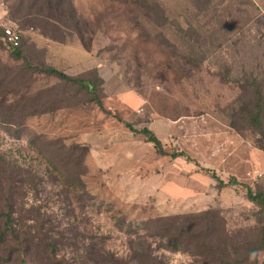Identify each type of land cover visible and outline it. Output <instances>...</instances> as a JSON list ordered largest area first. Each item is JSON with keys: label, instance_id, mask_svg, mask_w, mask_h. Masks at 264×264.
Returning a JSON list of instances; mask_svg holds the SVG:
<instances>
[{"label": "rangeland", "instance_id": "rangeland-1", "mask_svg": "<svg viewBox=\"0 0 264 264\" xmlns=\"http://www.w3.org/2000/svg\"><path fill=\"white\" fill-rule=\"evenodd\" d=\"M52 1L59 26L36 17L40 0H0V159L19 181L27 231L34 236L31 210L40 235L48 233L49 245L27 264H211L167 249L155 222L146 223L178 228L182 217L217 210L232 244L247 238L238 230L256 226L244 193L220 192L210 173L263 191L264 152L242 127L250 94L237 83L264 80V0H64L57 10ZM6 29L19 35L23 61L10 58ZM25 61L97 76L102 89L89 101L70 88L65 100L57 79ZM125 124L148 128L164 151L194 162L158 156ZM76 144L87 151L79 168L65 162ZM75 175L82 186L67 185Z\"/></svg>", "mask_w": 264, "mask_h": 264}, {"label": "trees", "instance_id": "trees-1", "mask_svg": "<svg viewBox=\"0 0 264 264\" xmlns=\"http://www.w3.org/2000/svg\"><path fill=\"white\" fill-rule=\"evenodd\" d=\"M62 1L64 0L57 1L55 10L60 8L59 6L63 3ZM35 5L36 2L30 4L27 8L28 11L22 18L24 20V24L27 22L31 25L34 20V17L32 16L34 13H31V11L35 10ZM54 5L55 2L52 0H40V7L36 10V17H40V19L42 21L44 20L46 23L52 21L57 23L55 16L49 14V10L53 9ZM145 6H147V9H150L148 5ZM153 10H155L157 14H161V21H166L162 9L158 5L155 4ZM70 11H72V9L69 7V12ZM64 15L66 16V10ZM17 20H14L13 18L10 20V23L20 27L21 21L15 22ZM55 25H58V23ZM14 33H16V31ZM2 41L5 46L8 47L9 53H7L11 59L18 62L23 61L20 38L18 46L13 47L7 43L3 31ZM24 64L32 71L35 70L46 77H53L57 79V81H59L58 84L63 86L61 97L65 95V100L68 98L71 99L70 96L67 98V96L71 93L70 88H73L76 91H83L89 96V101L97 92L100 91L96 90L97 85H100L98 88L102 89L101 87L103 82L97 76V78L94 76L95 82H93V80H84L77 76H68L52 67H39L35 69L30 67L26 61ZM237 87L242 89L244 92L249 91L250 94L249 102L244 104L247 108V112L245 113V116L242 117V127L258 135L259 139L256 142V147L264 152V80L261 81L257 77H254L250 81L246 80L244 82H238ZM65 100L61 98L59 101L63 102ZM96 105L100 110H103L99 101H96ZM125 127L134 135L143 137L146 143L151 144L158 156H167L171 160L184 159L188 163L194 162L186 153L182 151H174L170 153L164 151L160 141L148 128H141L137 130L128 124H125ZM86 152V148L80 147L76 144L75 146L70 147V150L66 152L67 155L65 162L73 164V167L75 168H79L82 166V161L86 156ZM79 153L80 156L78 157L77 154ZM48 163L53 169L59 170L57 165H53L51 164L52 162L50 163L49 161ZM9 169V164L0 159V264H13L15 262V256L23 257V259L20 260L21 264H27L25 257L28 255L31 256L38 250H40V252L44 251V246L49 245L48 242L45 241L48 237V233L45 232V234L40 235V231L43 229L42 221L39 220V214L34 216V213L31 210L29 212L30 215H33L34 230L31 229L30 231L34 234V236L27 231L25 227L26 224L24 223V220L26 219L22 214L23 208L18 202L19 200L16 196L19 189L17 187L19 181L16 177H13L14 173L9 172ZM210 178L215 182L216 188L220 192L224 190H233L235 193H237V191H242L246 200L256 207L257 212L255 213V220H253L256 226L253 228L248 227L244 230H238L239 233H243L247 236V238L243 241L240 242L238 240V242H234L235 244L229 242L231 237L226 233L227 230L225 229V220L220 216V213L217 210L216 213L213 210H207L205 212L198 213L197 215L182 217V222L178 228L171 225H162V223L167 220L161 218L149 220L146 224H151L153 229L152 223L155 222L156 225L154 229L156 228L158 230V235L162 240H166L165 247L173 252L186 251V253L195 254V256L208 259L207 261H209L210 258L211 264H264V259L261 263L258 261V256L260 254L264 255L263 185L256 183V185L263 191L254 193L252 188L240 183L233 176L229 177L226 182L222 181L214 173H210ZM75 181L78 185L82 186V181L78 178V175H75V178L72 181L67 180L66 183L67 185L75 186ZM174 220L177 221V219ZM189 222H191L192 227L189 226ZM199 223L200 225H198ZM248 231H251L253 234L249 235L251 233H246ZM37 233H39V237H36ZM222 234H227L226 239L222 238ZM33 245L37 248L31 249ZM2 253H4L5 256H3ZM109 257L112 258L113 256L109 255ZM112 264H118V261L114 260Z\"/></svg>", "mask_w": 264, "mask_h": 264}, {"label": "built area", "instance_id": "built-area-1", "mask_svg": "<svg viewBox=\"0 0 264 264\" xmlns=\"http://www.w3.org/2000/svg\"><path fill=\"white\" fill-rule=\"evenodd\" d=\"M5 38L7 43L12 45L13 47H17L19 44V36L14 33L12 30H4Z\"/></svg>", "mask_w": 264, "mask_h": 264}, {"label": "crops", "instance_id": "crops-1", "mask_svg": "<svg viewBox=\"0 0 264 264\" xmlns=\"http://www.w3.org/2000/svg\"><path fill=\"white\" fill-rule=\"evenodd\" d=\"M264 184V183H263Z\"/></svg>", "mask_w": 264, "mask_h": 264}]
</instances>
